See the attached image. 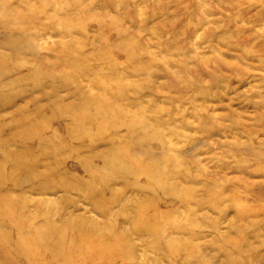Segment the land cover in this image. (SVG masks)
I'll list each match as a JSON object with an SVG mask.
<instances>
[{
	"label": "rangeland",
	"instance_id": "1",
	"mask_svg": "<svg viewBox=\"0 0 264 264\" xmlns=\"http://www.w3.org/2000/svg\"><path fill=\"white\" fill-rule=\"evenodd\" d=\"M0 264H264V0H0Z\"/></svg>",
	"mask_w": 264,
	"mask_h": 264
}]
</instances>
